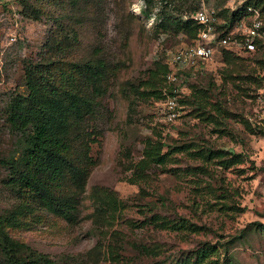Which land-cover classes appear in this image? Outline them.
<instances>
[{"label": "rangeland", "instance_id": "rangeland-1", "mask_svg": "<svg viewBox=\"0 0 264 264\" xmlns=\"http://www.w3.org/2000/svg\"><path fill=\"white\" fill-rule=\"evenodd\" d=\"M104 1L102 20L78 28L73 56L103 54L120 68L101 96L96 133L87 139L95 163L78 193L76 218L37 208L22 225L8 227L10 234L53 264H169L204 242L218 248L206 263L264 264V233L250 224L264 221V57L246 53L227 64L216 51L188 74L178 91L180 115L165 122L160 106L173 85L155 62L191 39L154 32L162 0L147 16L144 0ZM21 9L20 0H0V213L17 199L2 180V161L19 149L5 103L13 92L26 91L24 64L41 59L53 28L47 15L34 19ZM152 81L164 87L163 97L132 91H147ZM146 139L163 141V162L141 164ZM208 149H223L224 157L240 153L241 159L221 163L204 155ZM95 185L120 200L113 215L96 213ZM166 221L191 222L194 230Z\"/></svg>", "mask_w": 264, "mask_h": 264}, {"label": "trees", "instance_id": "trees-1", "mask_svg": "<svg viewBox=\"0 0 264 264\" xmlns=\"http://www.w3.org/2000/svg\"><path fill=\"white\" fill-rule=\"evenodd\" d=\"M162 1V8L158 12L161 19L154 24V32H180L194 40L199 25L192 18L183 19L181 15L198 9L201 0ZM223 1L207 0L226 20L220 25L219 34H223L242 13L241 7L233 11L224 8ZM20 2L24 16L38 19L47 15L52 19L53 28L43 43L44 55L41 59H30L24 64L26 91L13 92L5 103V119L18 135L19 149L16 156H9L2 161L7 170L2 180L17 199L10 208L0 213V264H53L46 253L14 238L8 227L22 225L25 217L34 214L37 208L60 214L68 221L75 220L78 193L83 191L91 166L95 163L89 154L87 139L91 138V132L96 133L97 125L94 122L102 108L101 96L107 91L111 77L117 75L120 65L103 54L73 56L79 45L78 28L89 23L95 26L102 20L104 0ZM144 2L142 12L147 16L156 0ZM248 4L264 7V0H244L240 6ZM118 16L121 21L125 20L120 9ZM258 44L256 50L250 53L264 57V44ZM218 52L227 64L244 59L242 54H246L225 47H219ZM155 65L156 70L162 71L165 80L168 65L158 61ZM201 69L199 67L193 73ZM193 73L189 71L187 74ZM155 82L148 85L147 91H139L137 87H133L132 91L161 98L164 87ZM178 101L180 103L184 99L179 96ZM245 124L251 132L255 131L247 122ZM261 132L264 133L263 130ZM163 145L161 140L146 139L145 157L141 164L147 166L153 161L163 162ZM225 152L223 149H208L204 155L218 157L225 164L241 159L240 153L231 152L230 157H224ZM91 190L96 213L104 217L113 215L120 204L113 190L99 185L93 186ZM169 224L194 230L191 222L171 221ZM250 224L255 230L264 233V221H252ZM217 250L215 245L204 242L202 246L169 264H209L206 258Z\"/></svg>", "mask_w": 264, "mask_h": 264}, {"label": "built area", "instance_id": "built-area-1", "mask_svg": "<svg viewBox=\"0 0 264 264\" xmlns=\"http://www.w3.org/2000/svg\"><path fill=\"white\" fill-rule=\"evenodd\" d=\"M243 2L244 0L223 1L224 8L231 11L242 8L240 17L234 19L223 34H219L218 29L226 20L207 0H201L199 8L188 15L199 25L196 37L167 51L163 61L169 68L165 79L173 85L165 92L160 106L165 122H172L180 115L178 91L183 89L182 84L188 76L187 73L203 67L213 58L219 47L250 53L256 50L258 43L264 44V7L253 4L240 6Z\"/></svg>", "mask_w": 264, "mask_h": 264}]
</instances>
